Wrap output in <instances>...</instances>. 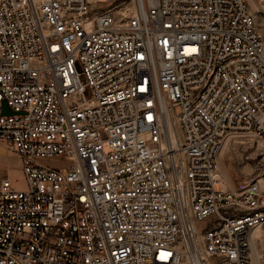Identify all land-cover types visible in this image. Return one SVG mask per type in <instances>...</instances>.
I'll return each instance as SVG.
<instances>
[{
	"label": "built area",
	"instance_id": "built-area-1",
	"mask_svg": "<svg viewBox=\"0 0 264 264\" xmlns=\"http://www.w3.org/2000/svg\"><path fill=\"white\" fill-rule=\"evenodd\" d=\"M247 135L258 172L222 187L219 146ZM0 145L24 184L0 179V264H254L264 40L246 1L0 0Z\"/></svg>",
	"mask_w": 264,
	"mask_h": 264
},
{
	"label": "rangeland",
	"instance_id": "rangeland-1",
	"mask_svg": "<svg viewBox=\"0 0 264 264\" xmlns=\"http://www.w3.org/2000/svg\"><path fill=\"white\" fill-rule=\"evenodd\" d=\"M245 1L254 16L256 28L264 40V14L261 16V13L252 8L248 0ZM255 2L259 8L264 9V0H255ZM261 156V143L259 139L252 136L247 135L241 138L229 139L226 142L223 148L224 164L231 181H233L234 188H237L244 180L257 174ZM17 160L16 155L6 150L0 153V179L1 177H7L13 187L22 188L24 186L23 173ZM219 171L220 166L219 169L217 166V172ZM222 187H225L223 183ZM214 188H218V183L214 184ZM226 188L230 189L228 186ZM201 224L202 222L198 223V229H200ZM259 229L262 230V239L255 241V247L259 251L261 263L264 264V228Z\"/></svg>",
	"mask_w": 264,
	"mask_h": 264
},
{
	"label": "bare ground",
	"instance_id": "bare-ground-1",
	"mask_svg": "<svg viewBox=\"0 0 264 264\" xmlns=\"http://www.w3.org/2000/svg\"><path fill=\"white\" fill-rule=\"evenodd\" d=\"M250 2V5L252 6V8H254L255 11L264 14V9L263 8H259L258 5L256 4L255 0H248ZM227 141L221 143V145L219 146V149L217 151V157H216V161H217V166L219 169L220 166V171L217 172L220 180H221V186L222 183L224 184V186H228L230 189L234 190V186L232 184L230 175L227 173L225 164H224V158H223V148L224 145L226 144ZM5 148L3 146L0 145V153L4 152ZM219 164V165H218ZM257 239H262V230L259 228H252L250 229L249 233H248V242H249V255H250V250H251V260L252 262H254V264H262L261 260H260V255H259V251L257 250V248L255 247V241Z\"/></svg>",
	"mask_w": 264,
	"mask_h": 264
},
{
	"label": "water",
	"instance_id": "water-1",
	"mask_svg": "<svg viewBox=\"0 0 264 264\" xmlns=\"http://www.w3.org/2000/svg\"><path fill=\"white\" fill-rule=\"evenodd\" d=\"M1 112H9L8 107L5 105V103L2 101V110Z\"/></svg>",
	"mask_w": 264,
	"mask_h": 264
},
{
	"label": "crops",
	"instance_id": "crops-1",
	"mask_svg": "<svg viewBox=\"0 0 264 264\" xmlns=\"http://www.w3.org/2000/svg\"><path fill=\"white\" fill-rule=\"evenodd\" d=\"M18 161V160H17ZM19 163V162H18ZM232 184H233V181H232ZM228 189V188H227Z\"/></svg>",
	"mask_w": 264,
	"mask_h": 264
}]
</instances>
